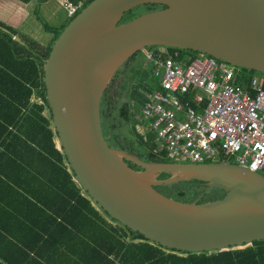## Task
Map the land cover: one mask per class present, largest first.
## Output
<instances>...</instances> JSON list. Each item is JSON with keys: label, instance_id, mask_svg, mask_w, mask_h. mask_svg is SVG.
<instances>
[{"label": "water", "instance_id": "95a60500", "mask_svg": "<svg viewBox=\"0 0 264 264\" xmlns=\"http://www.w3.org/2000/svg\"><path fill=\"white\" fill-rule=\"evenodd\" d=\"M147 5L165 8L120 24ZM14 41L29 50L20 37ZM157 47L264 76V0H93L83 8L42 59L52 127L76 182L111 219L168 250L226 252L264 241V176L224 161L144 162L105 140L101 103L110 81L140 52ZM163 173L171 177L159 181ZM189 181L226 195L182 203L155 189Z\"/></svg>", "mask_w": 264, "mask_h": 264}, {"label": "trees", "instance_id": "16d2710c", "mask_svg": "<svg viewBox=\"0 0 264 264\" xmlns=\"http://www.w3.org/2000/svg\"><path fill=\"white\" fill-rule=\"evenodd\" d=\"M16 1L25 5L35 2V15L51 39L46 46L28 42L20 31L0 21V264H264V241L236 251L181 253L152 244L92 202L58 147L43 82L42 59L48 58L53 43L74 17H68L62 7L67 18L60 26L52 27L40 18L39 11L42 5L59 0ZM69 1L82 4L77 15L93 0ZM164 8H136L126 13L120 24ZM17 36L29 50L14 41ZM133 62L134 58L125 65ZM239 70L244 74L243 86L257 74ZM130 72L132 82L138 76L142 81L128 101L120 103L118 97L114 99L108 93L102 100L104 138L113 149L144 162L170 163L153 155V137L145 138L137 129L145 93L157 89V82L149 83L148 72L141 68L133 67ZM127 87L128 83L124 90ZM127 165L142 170L132 163ZM170 177L163 173L157 179ZM155 189L182 203L198 200L199 204H207L226 195L221 190L206 191L205 184L198 181Z\"/></svg>", "mask_w": 264, "mask_h": 264}, {"label": "built area", "instance_id": "2783aa9c", "mask_svg": "<svg viewBox=\"0 0 264 264\" xmlns=\"http://www.w3.org/2000/svg\"><path fill=\"white\" fill-rule=\"evenodd\" d=\"M61 5L68 17L82 7ZM145 59L158 88L145 94L139 118L153 155L180 164L233 160L264 176V80L243 86L239 69L177 49L157 47Z\"/></svg>", "mask_w": 264, "mask_h": 264}, {"label": "rangeland", "instance_id": "374dc122", "mask_svg": "<svg viewBox=\"0 0 264 264\" xmlns=\"http://www.w3.org/2000/svg\"><path fill=\"white\" fill-rule=\"evenodd\" d=\"M62 0L59 1H51L44 6L42 5L41 10L39 11L40 18H42L48 25L52 27H58L60 26L61 22L66 18V12L62 8ZM21 6V5H20ZM23 12H27L28 14V20L25 21L21 27H20V33L24 36L27 37L28 42L35 41L39 44L42 45H47L51 39V35H48L47 33L44 32L43 27L41 23L38 21L37 16L35 15V3L33 5L27 6L25 10H22ZM17 14V13H15ZM15 14L10 13H5L1 12V15H5L8 17L6 20H2L7 24L8 26H13L15 25L17 27V24H21V19ZM19 16H21L19 14ZM20 22V23H19ZM147 50L140 52L136 57L134 58V62L131 63L127 68L122 69L120 75L122 76V82H120L121 79H118L116 84L118 85V101L120 103H123L125 101H128V96L131 94L133 89L135 88L136 85L141 83L142 78L137 77L133 82L131 81L132 74L130 72L131 68H141L143 69L144 72H147L148 67H147V62L145 59V53ZM126 73L127 79H123V75ZM248 76V75H247ZM256 77L264 80V78L260 75H255ZM125 77V78H126ZM153 79L149 77L148 82L151 83ZM128 83L127 89L124 90V85ZM126 129V128H125ZM218 160H214L213 163H216Z\"/></svg>", "mask_w": 264, "mask_h": 264}, {"label": "crops", "instance_id": "0c3cea01", "mask_svg": "<svg viewBox=\"0 0 264 264\" xmlns=\"http://www.w3.org/2000/svg\"><path fill=\"white\" fill-rule=\"evenodd\" d=\"M35 2H32L31 4H28V5H25V4H23V3H20V2H18V1H16V0H0V21L1 22H3L2 20L4 19V20H6V19H8V17H6L5 15H1V12H5V13H10V16H11V14L13 13V14H15V13H17V14H15L16 16H18L19 18H22L21 19V24H17V27L15 26V25H13V26H10V27H12V28H14V29H16V30H18V31H20V27H21V25L25 22V21H27L28 20V14H27V12H23L22 10L24 9L25 10V8L27 7V6H30V5H33ZM47 4V3H46ZM21 5V6H20ZM45 5V4H44ZM43 5V6H44ZM19 14L21 15V16H19ZM66 18H67V15H66ZM19 22V23H20ZM3 23H5V22H3ZM148 67V66H147ZM148 71V75H149V77H151L152 79H153V77H152V75H151V73H150V69L148 68L147 69ZM143 74H146V73H143ZM154 80V79H153ZM153 91V90H152ZM146 94V93H145ZM140 116V115H139ZM138 117V116H137ZM138 119L140 120V118L138 117ZM140 122H141V124L140 125H138L137 126V129H138V132L140 133V134H142V136H144L145 138H147L149 135H147L146 134V127H147V124H145V123H143L141 120H140ZM143 127H144V129H143ZM153 146V145H152Z\"/></svg>", "mask_w": 264, "mask_h": 264}, {"label": "flooded vegetation", "instance_id": "af4514ba", "mask_svg": "<svg viewBox=\"0 0 264 264\" xmlns=\"http://www.w3.org/2000/svg\"><path fill=\"white\" fill-rule=\"evenodd\" d=\"M135 58V57H134ZM131 64V63H130ZM129 64V65H130ZM128 65V66H129ZM128 66H126V65H124L123 67H121L118 71H117V73L115 74V76L112 78V80L110 81V83H109V85H108V88H107V90L105 91V93H104V96L108 93L109 95H112V97L114 98V99H116V95H118V91H119V89H118V85L116 84V82L118 81V79H121L120 80V82H122V76L120 75V73H121V71H122V69H125V68H127ZM123 75V79L125 80V79H127V77H126V73L125 74H122ZM252 75L251 74H248V77H251ZM126 77V78H125ZM104 96H103V98H104Z\"/></svg>", "mask_w": 264, "mask_h": 264}]
</instances>
